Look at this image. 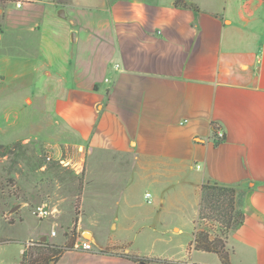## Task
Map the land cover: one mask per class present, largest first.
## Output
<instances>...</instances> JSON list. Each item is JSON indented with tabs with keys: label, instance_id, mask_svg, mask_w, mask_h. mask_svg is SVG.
<instances>
[{
	"label": "crops",
	"instance_id": "crops-1",
	"mask_svg": "<svg viewBox=\"0 0 264 264\" xmlns=\"http://www.w3.org/2000/svg\"><path fill=\"white\" fill-rule=\"evenodd\" d=\"M31 139L85 156L77 224L86 206L99 222L119 204L114 190L127 208L107 221L131 237L192 233L202 184L243 190L228 264H264V0H0V144ZM134 175L149 186L143 216ZM81 244L54 264H209L189 244L178 260Z\"/></svg>",
	"mask_w": 264,
	"mask_h": 264
},
{
	"label": "rangeland",
	"instance_id": "rangeland-1",
	"mask_svg": "<svg viewBox=\"0 0 264 264\" xmlns=\"http://www.w3.org/2000/svg\"><path fill=\"white\" fill-rule=\"evenodd\" d=\"M16 120L18 119L14 114L8 118L10 122ZM11 143L16 145L12 153L0 157V238L8 237L7 239L13 240L10 239L11 243L0 247V264H13L15 257L20 264L22 254L19 249L25 247L23 252H33L34 248L30 246L41 241L40 237L31 238L33 240L27 245L26 240L39 230L51 235V239L43 235L47 244L62 245L72 241L73 236L68 233L77 207V212L80 211L79 200L84 179L82 161L85 156L74 158L75 149L69 144L57 146V143H46L37 139ZM77 161L81 164L76 165L75 172L72 164ZM109 167L116 168L108 166V169ZM97 176L100 179L104 177L100 173ZM137 178V175H134L131 179V196L136 201L135 210L143 216L150 211L152 205L144 198V191L149 189V186L139 182ZM109 193L111 200L119 199L120 203L114 204L110 201L111 203L106 202L99 206L100 212L104 213L99 216V222L91 221L92 214L86 206L85 212L80 216V223L76 224L74 230L77 235L76 246L86 239L81 231L85 230L84 225H89L93 228L90 239L92 250L120 244L139 255L170 260L182 259L186 255L185 250L193 241V234L187 225H180L179 231L168 233L159 239L145 235L131 237L124 230L127 222L107 221L113 211H123L127 208L122 201V193L114 190ZM25 201L26 204L19 210L18 207ZM37 206H43L50 212L45 217H38L35 213ZM12 222L13 226L9 225ZM113 249L119 250V247L115 246ZM194 258H202L209 264L219 263L215 254L198 252Z\"/></svg>",
	"mask_w": 264,
	"mask_h": 264
},
{
	"label": "trees",
	"instance_id": "trees-1",
	"mask_svg": "<svg viewBox=\"0 0 264 264\" xmlns=\"http://www.w3.org/2000/svg\"><path fill=\"white\" fill-rule=\"evenodd\" d=\"M183 1L175 0V4ZM14 145L12 143L0 144V157L9 156L16 146ZM199 192L198 214L194 221L193 241L189 245V249L192 247L197 251L215 254L221 264H228L229 251L226 247V239L230 231L243 223L244 191L218 183H205L200 186ZM77 211L78 207L68 233L73 236L70 243L53 245L47 244L45 241L36 242L30 246L34 248L33 252L22 253L20 264H54L66 250L74 248L77 238L74 233L77 224ZM8 241L7 238H0V244ZM125 257L139 263L146 260V258L134 254H125Z\"/></svg>",
	"mask_w": 264,
	"mask_h": 264
},
{
	"label": "built area",
	"instance_id": "built-area-1",
	"mask_svg": "<svg viewBox=\"0 0 264 264\" xmlns=\"http://www.w3.org/2000/svg\"><path fill=\"white\" fill-rule=\"evenodd\" d=\"M23 1L24 0H15V5L17 7H20ZM216 136L218 137V139H223V132L220 130H217ZM149 196H150V193L146 192L145 197L148 198L147 200L148 202H150ZM49 212L50 211L45 209L43 206H37L35 210V213L37 214L38 217H45L46 215H48ZM81 247L84 249H90L91 244L87 240H84L81 244Z\"/></svg>",
	"mask_w": 264,
	"mask_h": 264
},
{
	"label": "water",
	"instance_id": "water-1",
	"mask_svg": "<svg viewBox=\"0 0 264 264\" xmlns=\"http://www.w3.org/2000/svg\"><path fill=\"white\" fill-rule=\"evenodd\" d=\"M45 239H46L45 236H42V237L40 238L41 241H45Z\"/></svg>",
	"mask_w": 264,
	"mask_h": 264
}]
</instances>
